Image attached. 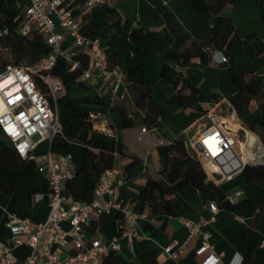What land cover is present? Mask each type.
<instances>
[{"label": "crops", "instance_id": "obj_1", "mask_svg": "<svg viewBox=\"0 0 264 264\" xmlns=\"http://www.w3.org/2000/svg\"><path fill=\"white\" fill-rule=\"evenodd\" d=\"M205 2L209 6L213 4V0ZM109 8L116 10L121 28L117 24L106 22L105 14ZM220 14L228 17L237 35L231 52L224 55L220 51L200 48L190 54L186 66L178 67L168 59V52L173 48L176 38L171 32V24L175 23L182 34L190 35V39L183 47L187 49L193 39L209 34V28L215 19L211 13L197 10L189 0H105L102 4L95 5L89 13L100 46L112 55L115 60L114 67L109 75H105L100 69H93L89 63L91 78L85 83L75 80L68 95L98 96L104 104L88 105L95 122L92 129L83 131V136H89L91 130H101L120 138L127 150L139 157L142 169L135 176L127 178L123 168L129 158L121 154L115 155L112 166L114 172L111 177L115 186L112 199L118 208L111 209L103 216L93 214L90 224L85 228V235L87 239L97 237L103 242L111 241L124 229L125 222L119 209L131 211L135 218L138 237L134 239L133 247H129L123 237L118 240L120 246L118 252L131 264H147L149 259H154L155 264H199L203 255H196L195 250L200 246L201 240L198 235L190 233L181 219L200 223V230L210 233L209 242L212 249L214 253L220 255V262L217 264L240 263L241 255L236 244L242 233L258 240L251 264H264V219L258 222L254 220L258 211L255 200L264 193V186L247 194L243 193L241 198L248 201L244 208H227V204L222 200L221 205L218 204L221 208L215 214L208 208L210 199L202 198L199 191L190 184L183 185L173 192L182 207L180 215L163 212L161 210L163 202L160 200L143 207L138 200V193L147 177L153 179L161 177L156 142L163 141L167 144L181 138L190 150L189 142L201 129L203 122L199 120L201 113L212 107H216L223 117L234 116L236 122L248 129L237 115L232 99L241 105L253 120L259 118V104L264 103V95L258 100L252 99L247 104L242 103L238 98V91L243 81L234 82L230 68L237 67L245 73L259 76L262 80L261 86L264 88V0H239L236 4L224 8ZM137 28L149 32V37L141 50V62L153 99L163 109L157 125L153 129H148L150 141L137 139L142 127L138 123L141 111L133 107L125 81L126 60L129 53L134 50L129 32ZM58 30L63 31L61 28ZM62 47L64 49L72 47V39L69 36H66ZM221 56H225L226 61H222ZM165 62L172 65V68L163 77L161 71ZM174 79H178L186 87H196L201 111L173 107L171 99L175 94L172 84ZM188 91L186 88L185 92ZM114 105L124 107L129 114L136 117L137 123L130 128H124L117 110L112 108ZM163 112L165 115H162ZM45 143H39L32 154L39 145ZM42 148L46 151V147ZM84 152V146L80 144L70 153L71 170L81 166ZM257 156L255 161L248 162H264V149L258 150ZM249 158L248 153H244L243 160ZM36 168L29 176L33 186L30 192L23 183H17L13 191L6 194L0 203V243L6 245L11 243V233L5 225L9 215L27 218L33 224L41 223L47 217L48 188L44 182V173L37 165ZM217 186L225 194L243 190L245 178L239 172ZM62 193L69 194L65 185ZM105 198L108 199L109 196ZM62 225L68 227L66 222ZM26 237V234L19 235L22 241ZM171 243H175L172 252L178 253L177 258L171 257L164 250ZM70 251L76 252L72 247H67L68 254ZM28 253L29 248L25 244L13 249V254L18 258H24Z\"/></svg>", "mask_w": 264, "mask_h": 264}, {"label": "built area", "instance_id": "obj_2", "mask_svg": "<svg viewBox=\"0 0 264 264\" xmlns=\"http://www.w3.org/2000/svg\"><path fill=\"white\" fill-rule=\"evenodd\" d=\"M23 1L17 33L21 36L31 35L35 31L42 34L50 52L33 64L11 65L0 72V140L9 143L21 158L33 159L44 173L49 211L46 219L37 224L27 218L8 216L5 225L11 233V243H0V264H102L110 250L119 251V238L123 237L128 246L133 247L134 239L138 237L135 218L131 211L119 209L125 222L119 235L109 242H103L97 237L87 239L85 228L90 224L92 215H106L111 209L118 208L112 199L115 186L111 177L114 170L111 167L101 173L90 201L83 202L70 194L65 195L62 193L63 186L73 175L71 155L51 150L50 144L54 136L62 134L57 100L63 95L65 87L62 79L53 73L57 59L63 58L69 63V70L73 71L79 65L76 56L87 49L93 69H100L105 75L112 72L108 67L107 53L100 46L99 39L80 32L91 9L105 0ZM7 33V28L0 29V36ZM66 36L72 39V47L64 49L62 43ZM221 60L226 61V57L221 56ZM91 75L87 67L77 76L76 81L85 83ZM6 79L7 83H3ZM90 116L94 119L91 112ZM199 120L203 121L201 129L189 142V147L200 162L208 181L218 185L231 179L241 172L249 160L257 159L258 150L264 149L253 132L236 122L234 116L223 117L216 107L202 113ZM34 136L37 137L35 141ZM137 139L150 141L146 126L140 128ZM42 142L48 144L47 151L34 156L32 151ZM156 143L165 144L163 141ZM244 153H250L251 157L243 160ZM242 195L243 190L228 192L223 202L228 205L237 204ZM208 208L215 214L221 207L216 201L210 200ZM181 221L191 234L198 235L201 240L195 250L196 255H203L199 264L219 263L220 255L214 253L209 242L210 233L201 231L200 223L187 219ZM64 222L68 227H63ZM21 234L27 235L24 241L19 238ZM22 244L28 246L29 253L24 258H18L13 254V249ZM174 246L175 243H171L164 250L171 257L177 258L178 253L172 252ZM67 247H72L76 252L68 254Z\"/></svg>", "mask_w": 264, "mask_h": 264}, {"label": "trees", "instance_id": "obj_3", "mask_svg": "<svg viewBox=\"0 0 264 264\" xmlns=\"http://www.w3.org/2000/svg\"><path fill=\"white\" fill-rule=\"evenodd\" d=\"M23 0H0V29L7 28L8 33L0 36L2 51L0 54L10 56L8 62L0 63V72L8 66L19 64H33L50 52V47L46 43L42 34L33 32L28 36H21L17 33L16 27L20 19L21 11L17 4ZM199 11H207L215 16L209 28L207 36L193 39L190 47L183 49L185 42L190 39L187 33L182 34L179 27L171 24V32L176 37L173 48L168 52V59L178 67L186 66L191 53L200 48L208 51H220L228 55L237 35L232 29L228 17L221 15V11L229 5L236 4L239 0H213L212 5H207L205 0H189ZM116 20L114 21L113 19ZM105 20L109 24H117L120 27V19L113 8H109L105 14ZM80 32L90 38H96V31L89 16L85 17ZM149 37V32L141 28L131 29L129 39L134 46V50L129 53L126 60L125 81L130 92L131 102L134 108L141 111L138 123L153 129L157 125L162 107L153 99V93L145 80L143 64L141 62V50L144 42ZM107 53V63L109 69L114 67L115 60ZM79 62L78 67L70 71L69 63L63 58H58L53 69V73L58 75L65 86V93L57 100L59 121L62 127V134L53 137L50 148L59 153H71L78 145L84 146V159L80 167L73 170L72 177L65 183V187L70 195L75 199L88 202L93 197L95 186L101 173L113 166L116 154H121L129 158L124 165V172L127 178L138 174L141 167V160L135 154L129 152L125 143L118 137L101 130H91L89 136L84 137L85 129H92L94 119L90 116L89 104H104L98 96L68 95L71 86L75 84L77 76L88 67L90 53L84 50L76 56ZM172 65L165 62L162 67L161 76L165 77ZM230 73L234 82L243 81L238 91L239 100L247 104L252 99H260L264 95V88L261 86V78L252 73H245L237 67H231ZM175 94L171 99V104L176 109L194 108L201 111L197 100L196 87H186L178 79L172 81ZM188 88L189 91L185 92ZM236 113L248 127L255 133L264 147V103L259 104L260 115L257 120H253L244 108L234 99ZM117 110L121 124L124 128H130L137 123L136 117L129 114L122 106H112ZM207 111V110H205ZM203 111L202 113H204ZM201 113V114H202ZM157 153L160 159L159 179L147 177L138 193L140 206L143 207L154 201H162V211L169 215H180L182 207L174 195V191L179 187L190 184L194 186L202 198H209L221 205L225 193L212 181H207L205 172L195 157L187 147L185 141L176 138L170 143L157 146ZM251 157L250 153H248ZM36 164L33 159L21 158L6 141L0 140V203L4 196L13 191L17 183H23L28 192L33 188L29 181V176L34 172ZM245 178L243 193L247 194L264 186V163H247L241 170ZM45 182V180H44ZM46 184V182H45ZM47 186V185H46ZM248 204L245 198H241L237 204L226 205L227 208L242 209ZM258 211L255 221L264 219V193H261L255 200ZM103 216V215H99ZM258 240L242 233L237 241L236 247L241 255L240 264H251L253 254L257 248ZM102 264H131L127 258L118 252L110 250L103 258ZM147 264H155L154 259H149Z\"/></svg>", "mask_w": 264, "mask_h": 264}, {"label": "rangeland", "instance_id": "obj_4", "mask_svg": "<svg viewBox=\"0 0 264 264\" xmlns=\"http://www.w3.org/2000/svg\"><path fill=\"white\" fill-rule=\"evenodd\" d=\"M17 6H18V9H19L20 11H22V8H23V6H24V1H23V2H22V1L19 2V3L17 4ZM0 13H1V12H0ZM9 60H10V56H9V55H6V54H0V63H1L2 61H4V62H8ZM162 115H165V113L163 112ZM36 139H37V137L34 136V137H33V141H35ZM42 146H43V147H46V151H47V149H48V144H47V143L42 144V145H39V147H37L36 150H35L34 153H33L34 156H38V155H41V154H43V153L46 152L45 149L42 148ZM190 151H191L192 154H194V153L192 152L191 149H190ZM36 170H38V168H36ZM72 253H73L72 251L69 252V254H72Z\"/></svg>", "mask_w": 264, "mask_h": 264}, {"label": "bare ground", "instance_id": "obj_5", "mask_svg": "<svg viewBox=\"0 0 264 264\" xmlns=\"http://www.w3.org/2000/svg\"><path fill=\"white\" fill-rule=\"evenodd\" d=\"M7 81H8V80L6 79V80L3 81V83H7Z\"/></svg>", "mask_w": 264, "mask_h": 264}]
</instances>
